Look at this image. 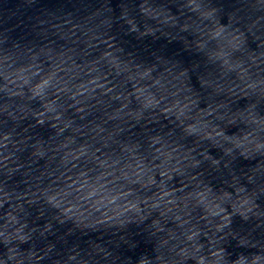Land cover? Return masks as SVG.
Returning <instances> with one entry per match:
<instances>
[{"label": "clouds", "instance_id": "obj_1", "mask_svg": "<svg viewBox=\"0 0 264 264\" xmlns=\"http://www.w3.org/2000/svg\"><path fill=\"white\" fill-rule=\"evenodd\" d=\"M0 264H264V0H0Z\"/></svg>", "mask_w": 264, "mask_h": 264}]
</instances>
